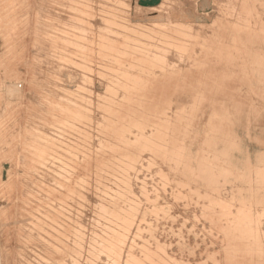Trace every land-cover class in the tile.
<instances>
[{
  "label": "rangeland",
  "instance_id": "obj_1",
  "mask_svg": "<svg viewBox=\"0 0 264 264\" xmlns=\"http://www.w3.org/2000/svg\"><path fill=\"white\" fill-rule=\"evenodd\" d=\"M138 5L0 0V264H264V0Z\"/></svg>",
  "mask_w": 264,
  "mask_h": 264
},
{
  "label": "bare ground",
  "instance_id": "obj_2",
  "mask_svg": "<svg viewBox=\"0 0 264 264\" xmlns=\"http://www.w3.org/2000/svg\"><path fill=\"white\" fill-rule=\"evenodd\" d=\"M163 1H164V0L161 1L160 5L156 6V7L153 8V9H160L161 6L163 5ZM220 1H221V0H220ZM205 2H206V1H205ZM224 2H225V1H224ZM238 2H239V1H238ZM234 3H235V6H236V5H237L236 2H234ZM134 4H135V0H132V7H134ZM184 4H185V3H184ZM216 4H217V0H216ZM239 4H240V3H239ZM239 4H238V6H239ZM180 5H181V4H180ZM222 5H223V4H222ZM241 5H242V4H241ZM241 5H240V6H241ZM138 6H139V5H138ZM214 6H215V5H214ZM232 6H233V5L231 4V7H232ZM240 6H239V8H237V9H240ZM141 7H142V6H141ZM231 7H229V8H231ZM144 8H151V7H144ZM219 9H220V8H219ZM224 9H225V8H224ZM232 9H233V8H232ZM241 9H242V8H241ZM229 10H230V9H229ZM235 10H236V7H235ZM235 10H233L234 12H233L232 10H230L231 13H229V14H232V15H233V13L236 12ZM223 11H224V10H223ZM237 11H238V10H237ZM194 12H195V11H194ZM194 12H193V13H194ZM238 12H240V10H239ZM186 13H187V12H186ZM186 13L184 12V14H186ZM219 13H220V11H219ZM156 14H157V13L152 14V15H156ZM191 14H192V13H191ZM220 14H221V13H220ZM235 14L237 15V17H236V20H237V18H238L239 15H238L237 13H235ZM239 14H240V13H239ZM224 15H225V14H224ZM236 15H235V16H236ZM111 17H113V16H111ZM242 17H243V16H242ZM242 17H241V15H240V18H241L240 20H243V19H244V17H243V19H242ZM114 18H115V17H114ZM106 19H107V18H105V22H106ZM110 19H111V18H110ZM158 19H159V18H158ZM158 19L156 18L155 20H153V21H149V22H156ZM226 19H227V18H226ZM108 20H109V19H108ZM187 20H188L189 22L193 21L192 19H190L191 21H190L189 19H187ZM227 20H229V19H227ZM231 20H232V19H231ZM236 20H235V22H236ZM238 20H239V19H238ZM240 20H239V23H240ZM114 21H115V20H113L112 22H114ZM209 21H210V20H209ZM221 21H222V20H221ZM116 22H117V21H116ZM116 22H115V23H116ZM157 22H158V21H157ZM241 22L243 23V21H241ZM191 23H192V22H191ZM212 23H213V22H212ZM237 23H238V22H237ZM109 24H111V21L109 22ZM199 24H200V23H199ZM232 24H233V23H232ZM240 24H241V23H240ZM113 25H114V23H113ZM195 25H196V24H195ZM115 27L117 28L118 26H116V25L113 26V28H115ZM241 27H242V26H241ZM113 28H112V29H113ZM119 28H120V27H119ZM237 28H238V27H237ZM239 28H240V27H239ZM175 29H177V28H175ZM110 30H111V29H110ZM117 30H118V29H117ZM119 30H120V29H119ZM112 31H113V30H112ZM112 31H111V32H112ZM122 31H123V30H122ZM114 32H115V31H114ZM124 32H125V31H124ZM176 32H177V31H176ZM112 33H113V32H112ZM117 33H119V32H117ZM121 33H123V32H120L119 34H121ZM119 34H118V35H119ZM172 34H173V33H172ZM181 34H183V33H181ZM181 34H180V35H181ZM112 35H113V34H112ZM170 35H171V34H170ZM114 36H115V35H114ZM123 36H124V35H123ZM167 36H168V35H167ZM168 37H169V36H168ZM171 37H172V35H171ZM185 37H186V36L184 35V38H185ZM175 38H176V37H175ZM190 39H191V38H190ZM233 39H234V38H233ZM172 40H173V38H172ZM161 41H162V39H161ZM177 41H179V40L177 39L175 42H174V41H173V42L176 43ZM234 41H235V40H234ZM169 42H170V41H169ZM189 42H190V41H189ZM160 43H161V42H160ZM166 43H168V42H166ZM184 44H185V43H184ZM158 45H159V44H158ZM168 45H170V44H168ZM159 46H161V45H159ZM166 46H167V45H166ZM175 46H176V44H175ZM177 46H178V45H177ZM150 47H151V46H150ZM173 47H174V44H173ZM173 47H172V48H173ZM188 47H189V45H188ZM231 47H232V46H231ZM139 48H140V47H139ZM178 48H179V47H178ZM183 48H184V47H183ZM186 48H187V47H186ZM169 49H170V48H169ZM173 49H174V48H173ZM181 49H182V48H181ZM181 49H180V50H181ZM187 49H188V48H187ZM210 49H211V48H210ZM149 50H150V49H149ZM175 50H177V49H175ZM170 51H174V50L171 49ZM181 51H182V50H181ZM199 51H200V50H199ZM137 52H140V51H137ZM161 52L163 53V51H161ZM141 53H142V52H141ZM143 53H144V52H143ZM182 53H184V52L182 51ZM186 53H187V52H186ZM144 54H146V53H144ZM148 54L150 55V53H147V55H148ZM152 54H153V52L151 53V55H152ZM156 54H158V53L156 52ZM165 54H166V53H165ZM161 55H162V54H161ZM184 55H185V54H184ZM184 55H183V56H184ZM144 56H145V55H144ZM144 56H143V54H142L141 57H144ZM165 56H166V55H165ZM167 56L170 57V56H171V52H170V55H167ZM167 56H166V57H167ZM193 56H194V55H193ZM158 57H159V56H158ZM144 58H145V57H144ZM147 58L149 59V56H148ZM147 58H145L144 60H146ZM150 58H151V57H150ZM182 58H183V57H182ZM138 59L140 60L141 58L138 57ZM159 59H160V58H159ZM177 59H178V58H177ZM141 60H143V59H141ZM153 60H154V59H153ZM146 61H147V60H146ZM177 61H178V60H177ZM141 62H142V61H141ZM161 63H162V62H161ZM175 63H176V62H175ZM180 63H182V62H180ZM183 63H184V62H183ZM150 65H151V64H150ZM159 65H160V64H159ZM159 65H158V66H159ZM158 66H157V67H158ZM162 66H163V65H162ZM164 67H165V66H164ZM149 68H151V67H149ZM162 68H163V67H160V69H162ZM165 68H167V67H165ZM169 68H170V67H169ZM154 69H155V68H154ZM154 69H153V70H154ZM160 69H159V71H160ZM151 70H152V68H151ZM151 70H150V71H151ZM156 70H157V68H156ZM162 70H163V69H162ZM164 70H165V69H164ZM157 71H158V70H157ZM171 72H172V71H171ZM151 73H153V71H151ZM155 73H156V71H155ZM69 80H70V82H73L72 78H69ZM48 97H49V96H48ZM51 107H52V106H51ZM51 107H50V108H51ZM45 109H46V108H45ZM47 112H48V111H47ZM49 112H50V111H49ZM36 114H37V113H36ZM248 165H249V164H248ZM248 173H249V172H248ZM247 178H248V177H247ZM263 184H264V183H263ZM116 188H117V187H116ZM260 205H261V204H260ZM124 264H125V263H124ZM129 264H130V263H129ZM131 264H132V263H131Z\"/></svg>",
  "mask_w": 264,
  "mask_h": 264
},
{
  "label": "water",
  "instance_id": "obj_3",
  "mask_svg": "<svg viewBox=\"0 0 264 264\" xmlns=\"http://www.w3.org/2000/svg\"><path fill=\"white\" fill-rule=\"evenodd\" d=\"M161 1L162 0H139V5L142 7H156L160 5ZM154 17H156V15H152L150 18H154Z\"/></svg>",
  "mask_w": 264,
  "mask_h": 264
}]
</instances>
